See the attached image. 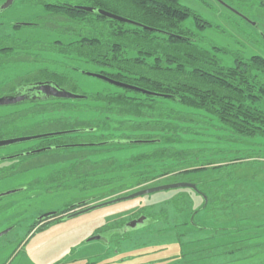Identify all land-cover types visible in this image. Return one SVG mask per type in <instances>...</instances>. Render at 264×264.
<instances>
[{
    "label": "rangeland",
    "instance_id": "obj_1",
    "mask_svg": "<svg viewBox=\"0 0 264 264\" xmlns=\"http://www.w3.org/2000/svg\"><path fill=\"white\" fill-rule=\"evenodd\" d=\"M5 2L0 0V6ZM180 3L208 22L210 26L205 30H200L192 18L184 26L211 45L221 48L226 54H218V58L226 67L235 65L233 55L246 59L253 56L264 58V9L245 12L248 19L237 15L218 0H180ZM254 13L262 17L256 18ZM36 17L37 13L17 0L10 9L0 14V38L14 36L20 40L46 41L40 33H32L26 28L19 32L13 30L14 23L35 22ZM8 56L9 53L0 54V63L9 59ZM39 60L40 57L36 56L30 63L12 62L0 66V98L9 96L4 93L13 91L22 82L33 80L43 67L56 69ZM78 67L79 72H69L73 85H62L61 89L84 96L111 87L105 81L86 75L97 74L100 71L98 67L87 64ZM56 102L59 101L46 99L0 106V141L61 132L63 127L56 126L50 119L56 120L63 113L41 110L44 107L35 104L44 106ZM163 102L180 109L174 101ZM36 105L40 108L33 111ZM141 134L157 136L162 133L150 131ZM174 135H179V139L173 140L172 135H165L163 144L143 143L148 142L144 139L129 145H115L118 149L105 146L107 151L103 152H98L100 147H78L40 153L39 150L46 149L40 148L42 139L0 148V234L8 231L0 238V264H119V260L127 256L152 253L150 250H165L153 255L158 261L148 260L152 264H264V138L237 137L219 129L216 121L210 128L206 125L196 127L194 134ZM49 138L67 143L88 140L84 137L74 140V135ZM160 148H168L173 156L166 157L159 164H150L146 158L138 159ZM68 151L86 152L82 155L88 158L87 163L95 164L98 175L76 186L71 182L66 186L51 182L50 178L56 171L71 168L79 162H76V156L80 154L74 152L69 158L59 161L60 153L64 155ZM180 151L191 156L176 159L174 155ZM54 152H57L56 155H52ZM21 155L25 157L8 161ZM184 159L195 165L190 169L191 173L180 176L178 171L172 173L175 166H185ZM105 167L106 172L99 173L105 171ZM185 171L189 169L180 172ZM179 182L198 183L200 191L210 199H216L218 204L213 209L210 206L200 211L203 201L199 194L190 189H177L119 202L75 218L37 227L42 216L62 212L84 200L103 202ZM229 191H234L230 199L225 195ZM178 195L186 196L191 205L190 211L175 213L173 202L165 205L166 201ZM229 200L233 201L234 207L228 203ZM147 206H153L148 212L157 221L143 232L137 230L139 234L131 233V238L124 242L114 237L110 248L97 242L87 243L99 232L118 226V222L127 219L126 216L133 210L136 212ZM182 206L188 207L185 202ZM196 208L200 211L196 216L200 226L198 230L191 225H183ZM143 245L145 248H141ZM180 246L185 255L183 261L174 258ZM86 251H97L98 255L89 257L87 263L85 259L80 260ZM141 261L139 259L138 262Z\"/></svg>",
    "mask_w": 264,
    "mask_h": 264
},
{
    "label": "trees",
    "instance_id": "obj_2",
    "mask_svg": "<svg viewBox=\"0 0 264 264\" xmlns=\"http://www.w3.org/2000/svg\"><path fill=\"white\" fill-rule=\"evenodd\" d=\"M220 1L248 19L245 12L264 9V0ZM20 3L37 13L36 21L14 23L13 30L19 32L26 28L32 33L38 32L46 41L1 36L0 54L9 53V59H4L0 66L12 62L30 63L38 56L40 63H49L56 69L43 67L33 80L22 82L4 95H13L39 82H52L59 87L73 85L69 72H79L78 66L87 64L98 67L97 74L113 81L164 96L155 97L111 85L103 91L86 94L80 100L55 99L59 102L44 106L35 103L44 107L41 110L63 113L56 120L50 119L56 126L63 127L61 132H67L60 136L88 139L67 143L57 141V138H45L41 141L40 148H46L42 152L78 147H100L98 152H103L107 151L105 146L129 145L144 139L148 142L159 139L156 144H163L165 135L179 139V135L174 134H194L196 127L206 125L210 128L214 121L219 129L237 137L264 138V58L246 59L233 55L235 65L226 67L218 58V54H226L221 48L184 26L189 18L195 20L200 30L210 25L181 5L180 0H20ZM78 7L91 8L93 12H84ZM100 10L148 29L105 18L98 13ZM258 14L254 13L256 18H261ZM46 55L50 57L46 58ZM40 100L46 99L34 100L32 96L29 99L32 103ZM164 100L178 103L180 109L168 106ZM38 105L33 111L40 108ZM150 131L162 134H141ZM70 151L64 155L58 152L59 161L69 158L74 152ZM74 153L80 154L76 156V162H79L71 168L56 171L51 182H57L58 186L71 182L76 186L98 175L95 164L87 163L88 158L82 155L86 152ZM169 156L173 155L168 148H160L138 159L146 158L150 164H159ZM190 156L184 151L174 155L176 159ZM20 157L25 155L8 161ZM138 159L134 158L140 161ZM184 160L185 166H175L172 173L178 171V176L191 173L190 169L195 165ZM187 168L189 171L180 172ZM103 169L105 171L99 173H105L106 167ZM196 185L198 187V183ZM228 193L225 195L230 199L234 191ZM206 197L209 204L205 206L204 202L200 211L218 204L213 197ZM184 202L188 207L182 209ZM173 203L178 212L190 211L187 199H176Z\"/></svg>",
    "mask_w": 264,
    "mask_h": 264
},
{
    "label": "water",
    "instance_id": "obj_3",
    "mask_svg": "<svg viewBox=\"0 0 264 264\" xmlns=\"http://www.w3.org/2000/svg\"><path fill=\"white\" fill-rule=\"evenodd\" d=\"M15 1L16 0H6V2L0 6V14L7 11L8 9H10L13 6V4L15 3ZM218 1L222 5L227 7L228 9L232 10L237 15L241 16L239 13L235 12L232 8H230L228 5L224 4L222 1H220V0H218ZM77 9L84 11V12H93V9L87 8V7H78ZM98 13L105 18H109V19H112V20H115L118 22H122L125 24H130V25H134V26H138L141 28L148 29V28H146V27H144V26H142L136 22L122 18L120 16L113 15V14L108 13L106 11L100 10ZM248 22L254 25V23H252L250 20H248ZM24 25H27V24H24ZM86 75H88L92 78H96V79L105 81L112 86L124 88L127 90H133L136 92H140L142 94L151 95V96H155V97H164V96L159 95V94H154V93H151V92H148V91H145V90L133 87V86H129V85H126L123 83L113 81L110 78H108L104 75H101V74L86 73ZM31 96L34 100H36V99H61V100L84 99V96L76 95V94L70 93L68 91H65V90L61 89L58 85H56L52 82H39V83H36L34 85H30V87L26 88L25 90H23V91L20 90L19 92L15 93L13 95L1 97L0 98V106H8V105L17 104V103H20L23 101H29ZM63 134H67V132H59V133L45 134V135L29 137V138H20V139L8 140V141H0V148L5 147V146L19 144V143L29 142L32 140H41V139H45V138H49V137H53V136L54 137L60 136ZM143 143H151V142H143ZM152 143H156V142H152ZM41 151H43V150H40L38 152H41ZM177 189H190V190L194 191L195 193L201 194L203 196L204 201H205V205H207V203H208V198L206 197L205 194H203L198 189L196 184L179 182V183H175L172 185H162V186L151 187V188H147V189L137 191V192L132 193V194L127 195V196L118 197V198H115L112 200H106V201H103V202L98 203L96 205L89 206L88 208L82 209L78 212H75L74 214L70 215V218H75V217H78V216L83 215L85 213L94 211V210L102 208V207L113 205V204H116L119 202L128 201L131 199L152 195V194H156L159 192L177 190ZM53 215H55V213H48V214L42 216L40 219L48 218V217H51ZM7 233H8V231L1 233L0 238L2 236L6 235Z\"/></svg>",
    "mask_w": 264,
    "mask_h": 264
},
{
    "label": "flooded vegetation",
    "instance_id": "obj_4",
    "mask_svg": "<svg viewBox=\"0 0 264 264\" xmlns=\"http://www.w3.org/2000/svg\"><path fill=\"white\" fill-rule=\"evenodd\" d=\"M175 197L178 200H182V199L186 200V196H184V195H180V196L178 195V196H175ZM199 197L202 199V201H203L202 203L204 204L205 201H204L203 196L201 194H199ZM176 198H173V199L175 200ZM173 199L170 200L169 202L166 201L165 205H168L169 203H172L174 201ZM98 203H101V202L100 201H94V200L88 202V201L84 200L81 203H78L74 207H69V208L65 209L64 211H62V212L55 213V215H53L51 217L40 219L38 224H37V227L38 226L39 227H43V226H46V225H50L53 222H57V221L64 220V219H71L70 215L74 214L75 212H78V211H80L82 209L88 208L89 206L96 205ZM203 204L199 208H202L204 206ZM208 204H209V200H208L207 205ZM152 207H150V206L141 207V208H139L140 210H138L136 212H134V210H133L132 214H129V215L126 216L127 219H125V220H123L121 222H118V226L116 225V227H114L112 229H109V230L104 231V232H99L95 237H93L87 243L97 242L100 245H102L103 247L110 248V245L112 244V242L114 240L113 239L114 237H119L121 239L120 241H122V242L127 241L128 239L131 238V233L137 234L138 233L137 230H139L140 233H141V232H143V229H146L147 226H149V225H151V224H153V223H155L157 221V219H155L148 212V210L150 208H152ZM182 207L183 206H181V208ZM199 208H196V210H193V213L191 214L190 219L184 221V223H183L184 226L191 225L192 228H194L195 230L199 229V227H200L199 223L196 222V218H197L196 216L200 212V211H198ZM213 208H215V207H212V209ZM173 210H174L175 213H183V212H185V210H182V211L178 212L175 209V206H174ZM201 211H203V210H201ZM163 218H166V217L163 216ZM163 218H162V220H163ZM141 248H145L144 245ZM163 251H165V250H156V251L155 250H150L149 252H152V253H143V254L137 253V255H136L137 257L127 256V257L119 260V264H125V263H129V262H132L133 264H152L148 260L158 261L157 259H155L153 257V255H155L157 253H160V252H163ZM96 255H98L97 251H94V252L86 251L83 255H81L80 260L85 259L87 261V263H88L89 257H94ZM174 258L179 259L180 261H183V259H185V255H184L182 246H180L179 252H178V254H176V256H174ZM139 259L142 260V261L138 262ZM164 259H169V257L168 258H164ZM164 259H162V260H164Z\"/></svg>",
    "mask_w": 264,
    "mask_h": 264
}]
</instances>
